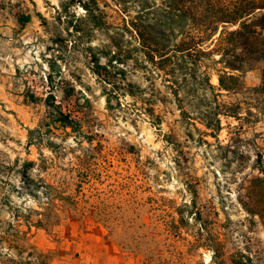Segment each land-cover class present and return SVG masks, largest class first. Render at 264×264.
Here are the masks:
<instances>
[{"label":"rangeland","instance_id":"obj_1","mask_svg":"<svg viewBox=\"0 0 264 264\" xmlns=\"http://www.w3.org/2000/svg\"><path fill=\"white\" fill-rule=\"evenodd\" d=\"M77 1L0 0V264H264L248 195L264 177V62L226 91L216 52L163 69L143 57L129 20L144 0H99V26ZM87 45L116 56L114 85ZM49 91L78 133L47 124Z\"/></svg>","mask_w":264,"mask_h":264},{"label":"trees","instance_id":"obj_2","mask_svg":"<svg viewBox=\"0 0 264 264\" xmlns=\"http://www.w3.org/2000/svg\"><path fill=\"white\" fill-rule=\"evenodd\" d=\"M144 1L146 5L142 6L129 20V26L137 37L143 57L155 67L163 69L172 56L176 55L185 64H195L197 60H200L199 56L206 57L216 52L219 54V62L223 65L217 73L219 88L230 91L233 89V84L239 83V77L235 71H240L245 61L264 62V0H160V8H157L155 0L151 3ZM77 2L84 10L85 16L93 22L92 24L99 26L98 21L95 20V13L101 10L99 0H78ZM158 9L160 13L157 12ZM38 16L43 19L40 13ZM57 18L60 20V16ZM18 21L24 25L29 21V15L18 17ZM69 25L74 34H77L79 31L77 25L71 20ZM207 42L212 44L211 47H205ZM86 48L90 52L89 68L92 73L100 81L114 85L115 80L109 77V72L116 64L114 63L117 60L116 56L102 53L106 58V61L102 63L100 55L91 45H87ZM195 57L198 58L195 59ZM118 70L119 80L124 81V70L122 68ZM47 79L52 87L53 81L50 74L47 75ZM259 88L264 93V66L261 69ZM73 92L72 87L65 90L64 96L68 98ZM129 92L133 95V91ZM30 98L31 102L38 100L33 95ZM106 101L109 103L108 98ZM43 102L47 110L48 125L64 131L69 128L71 132H79L80 124L56 102L52 91L46 94ZM84 102H88L86 97ZM33 164L31 160L23 161L20 170L23 183L32 180L28 170ZM252 183L248 195L255 198L253 203L258 208V213L262 214L264 177H258ZM26 184L29 185L28 182ZM258 191L261 200L257 196ZM28 256L24 261L19 259V263L16 264H31L33 254L30 252Z\"/></svg>","mask_w":264,"mask_h":264}]
</instances>
